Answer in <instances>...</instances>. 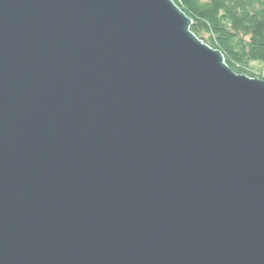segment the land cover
I'll return each mask as SVG.
<instances>
[{"label":"water","instance_id":"obj_1","mask_svg":"<svg viewBox=\"0 0 264 264\" xmlns=\"http://www.w3.org/2000/svg\"><path fill=\"white\" fill-rule=\"evenodd\" d=\"M173 0H0V264H264V80Z\"/></svg>","mask_w":264,"mask_h":264},{"label":"trees","instance_id":"obj_2","mask_svg":"<svg viewBox=\"0 0 264 264\" xmlns=\"http://www.w3.org/2000/svg\"><path fill=\"white\" fill-rule=\"evenodd\" d=\"M173 2L192 19L191 31L221 51L235 73L264 80L261 69L259 75L252 72L253 64L264 63V0Z\"/></svg>","mask_w":264,"mask_h":264},{"label":"rangeland","instance_id":"obj_3","mask_svg":"<svg viewBox=\"0 0 264 264\" xmlns=\"http://www.w3.org/2000/svg\"><path fill=\"white\" fill-rule=\"evenodd\" d=\"M256 64L252 65V72L256 75L261 74L262 73L261 71H263V73H264V63H256ZM258 64H261V66H258ZM260 69H261V71H260Z\"/></svg>","mask_w":264,"mask_h":264}]
</instances>
